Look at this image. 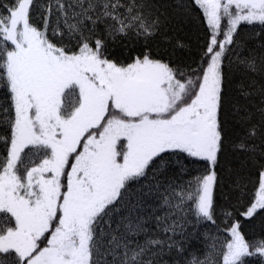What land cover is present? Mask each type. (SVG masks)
<instances>
[{
  "label": "snow or ice",
  "instance_id": "obj_1",
  "mask_svg": "<svg viewBox=\"0 0 264 264\" xmlns=\"http://www.w3.org/2000/svg\"><path fill=\"white\" fill-rule=\"evenodd\" d=\"M256 217L264 0H0V264H264Z\"/></svg>",
  "mask_w": 264,
  "mask_h": 264
},
{
  "label": "trees",
  "instance_id": "obj_2",
  "mask_svg": "<svg viewBox=\"0 0 264 264\" xmlns=\"http://www.w3.org/2000/svg\"><path fill=\"white\" fill-rule=\"evenodd\" d=\"M174 0H168V3H173ZM173 10L170 8L169 12L171 13ZM176 25V29L172 35L179 39H182L185 43L190 44L193 49L196 47V40L197 36L200 34V30L197 27L198 22L195 20L191 21H183L180 18H177L174 22ZM177 58H182L184 60L188 59L187 53L183 50H177L176 52ZM246 177L245 183L248 184V188L252 189L253 185L249 181L255 180V176H248V173L244 174ZM225 191H228L225 188ZM218 203H223L224 201L218 196ZM234 200V197H233ZM219 223V221H217ZM242 223V234L245 238L249 241L264 238V217H256L254 219H244L241 218ZM223 225H221V228ZM199 232L205 233L209 232L212 235H220L221 239L223 238V233H217L215 230V226L207 224V225H200ZM193 250L202 251L203 250V237L201 236L199 240H194L191 245ZM250 264H260V259L257 257L248 258Z\"/></svg>",
  "mask_w": 264,
  "mask_h": 264
}]
</instances>
